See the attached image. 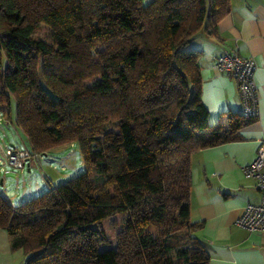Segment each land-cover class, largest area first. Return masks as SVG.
<instances>
[{
  "label": "trees",
  "instance_id": "obj_1",
  "mask_svg": "<svg viewBox=\"0 0 264 264\" xmlns=\"http://www.w3.org/2000/svg\"><path fill=\"white\" fill-rule=\"evenodd\" d=\"M229 11L230 0H0V111L14 104L32 151L76 143L84 166L14 205L0 193L22 264L208 263L193 236L203 222L190 220L191 155L256 118L209 122L202 53L188 46Z\"/></svg>",
  "mask_w": 264,
  "mask_h": 264
},
{
  "label": "crops",
  "instance_id": "obj_2",
  "mask_svg": "<svg viewBox=\"0 0 264 264\" xmlns=\"http://www.w3.org/2000/svg\"><path fill=\"white\" fill-rule=\"evenodd\" d=\"M188 47L202 53L200 99L211 124L230 112L242 113L243 108L235 78L214 66L216 57L228 50L255 59L259 116L239 130V139L191 155L189 204L190 220L203 222L193 236L206 250L207 264H264V230H247L236 224L244 206L260 200L255 179L244 174V167L264 141V0H230V11L217 22L216 33L201 29ZM12 199L7 198L16 204ZM23 259L22 250L10 248L7 232L0 227V264H22Z\"/></svg>",
  "mask_w": 264,
  "mask_h": 264
},
{
  "label": "rangeland",
  "instance_id": "obj_3",
  "mask_svg": "<svg viewBox=\"0 0 264 264\" xmlns=\"http://www.w3.org/2000/svg\"><path fill=\"white\" fill-rule=\"evenodd\" d=\"M37 38L49 41L51 39V29L45 24H38L33 32ZM0 158L3 156L1 148L2 142L18 147L20 149L29 148V142L23 132L15 124L14 104L10 106L9 118L0 123ZM36 152V151H35ZM42 158L33 159L30 162L29 169L24 170L10 168V172L4 173L0 169V193H5L6 197H13V202H22L26 200V194L34 191H43L47 182L58 185L84 169L82 158L76 143H64L52 147L44 152ZM2 162H0V166ZM2 181V180H1ZM48 185V184H47ZM46 185V187H47ZM117 220L110 221L106 224L108 230L117 227Z\"/></svg>",
  "mask_w": 264,
  "mask_h": 264
},
{
  "label": "built area",
  "instance_id": "obj_4",
  "mask_svg": "<svg viewBox=\"0 0 264 264\" xmlns=\"http://www.w3.org/2000/svg\"><path fill=\"white\" fill-rule=\"evenodd\" d=\"M214 66L235 78L243 104L242 114L257 118L259 107L255 84L256 63L254 57L223 50L216 57ZM4 121H6V116L0 111V123ZM1 148L4 154L0 158V162H2L0 169L4 173L10 172V168L6 167L7 165L20 171L26 167L29 169L30 162L33 159L42 158L43 155L32 151L30 148L20 149L5 142H2ZM244 174L255 179L260 200L257 203H247L241 215L236 219V224L247 230H264V141H260L256 148L255 157L244 167Z\"/></svg>",
  "mask_w": 264,
  "mask_h": 264
}]
</instances>
